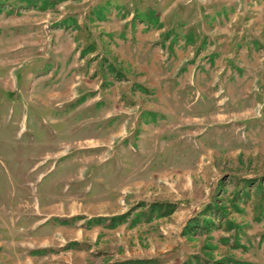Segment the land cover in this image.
Returning <instances> with one entry per match:
<instances>
[{
	"label": "rangeland",
	"instance_id": "374dc122",
	"mask_svg": "<svg viewBox=\"0 0 264 264\" xmlns=\"http://www.w3.org/2000/svg\"><path fill=\"white\" fill-rule=\"evenodd\" d=\"M32 1L38 6L0 0V264L57 262L76 241L71 251L91 257L78 264H105L88 251L112 234L89 227L90 219L127 212L131 219L149 211L138 205L180 203L186 194L228 207L237 195L264 196V0H135L130 7L153 10L180 37L207 25L199 95L184 84L185 65L154 60L152 76L121 72V35L89 17L110 2L109 19H119L127 0H67L46 11ZM77 15L83 24L75 32ZM100 37L112 55L82 57ZM127 59L151 63L143 54ZM143 85L155 86L153 94Z\"/></svg>",
	"mask_w": 264,
	"mask_h": 264
},
{
	"label": "crops",
	"instance_id": "0c3cea01",
	"mask_svg": "<svg viewBox=\"0 0 264 264\" xmlns=\"http://www.w3.org/2000/svg\"><path fill=\"white\" fill-rule=\"evenodd\" d=\"M127 2H129V5L120 7L125 16L119 19L117 17L109 19L107 13L110 12V2L105 5H97L92 9L93 17H89V21L92 22L91 25L113 23L112 25L109 24L111 26L107 27L106 32L109 35H121V38L117 41L118 48H123L122 50L127 53L124 57L122 56L127 64L124 62L122 70L120 69L121 72L130 77L139 74V69H143L145 76H152L151 64L154 60L156 62L160 60L161 64L166 63V61L168 64L175 63V70L185 65L184 68L187 70L184 75L185 86L192 85L193 87H190V90L196 89V95L201 94L199 62L203 58L207 46L205 41L209 33L207 25L204 24L203 29L199 26L192 27L186 36L180 37L177 28L172 24L167 25L164 22L162 28H153L148 21L139 23L136 16L143 12L138 11V9L133 11L130 8L133 5L136 6L138 2L135 0H127ZM87 13L88 10L83 14L84 19L87 18ZM71 21L76 26L75 32L82 29L83 19H81V16L77 15ZM202 30L204 35L200 34ZM167 34L169 35L166 36ZM113 40L116 39L113 38ZM93 41L95 43L91 41L90 45L94 46L95 50L87 56H94L96 51H103L106 58L112 55L109 47L103 45L104 37L95 38ZM142 54L145 55L146 61L151 60L150 64L146 62L143 65H135V61L127 59L128 56H131L135 60L138 57L141 58ZM82 57H86V55ZM210 58L209 67L215 69L217 65L216 55H210ZM114 60L118 61L116 58ZM114 60H111V63L117 69ZM155 66L157 67V65ZM136 67L137 69H135ZM218 74L219 70L212 74L216 81L219 78ZM151 81L153 80L151 79L149 83ZM143 86L148 91L147 94H153L152 89L155 86ZM149 116L153 117L151 114ZM200 200L190 194L183 195L179 209L168 218H154L152 221L141 219V221L136 222L138 215L134 216L132 214L133 218L129 219L126 224L119 225L116 228H109L108 223L100 225L111 231L113 241L105 245L91 244L88 252H97V255H101L105 264H128L129 261L133 262L132 264H138L135 261L151 260L156 261L157 264H185L187 261L189 264H216V261L227 258L241 263L264 264V196L258 195L257 190L255 194L247 196V198L240 195L235 197V200L231 203V208L234 205V210L232 209L231 218L229 216L228 220L233 221L239 227L238 229L227 230V224L218 216V219L213 221L217 227L221 226L220 228H216L211 232L199 230L198 234L195 235H183L184 227L188 221L199 214L208 203V201ZM235 206L238 207V210L235 209ZM146 210H148L147 207L138 211L147 212ZM207 218L212 219V215L208 214ZM133 221L134 225L131 226ZM224 239L225 241H222ZM74 243L80 244L77 241ZM238 244H240L239 247L236 246ZM206 245H210L215 250H205L204 246ZM72 249L74 247L61 252L60 257L56 259L57 262L50 263L46 261V263L78 264L75 261L79 260L78 257L83 262L91 258L86 252L79 254V252L71 251ZM196 255L200 258H194ZM43 264H45V261Z\"/></svg>",
	"mask_w": 264,
	"mask_h": 264
},
{
	"label": "trees",
	"instance_id": "16d2710c",
	"mask_svg": "<svg viewBox=\"0 0 264 264\" xmlns=\"http://www.w3.org/2000/svg\"><path fill=\"white\" fill-rule=\"evenodd\" d=\"M29 1V5L33 6V7H37L38 3H33L32 0H28ZM66 0H55L53 2H51L50 0H40V4H41V10L46 11V10H50L56 7V5H58L61 2H64ZM100 20H102V18L98 17ZM136 19H141L142 21H148L152 26L155 27H159L162 28L163 25H161V23L159 22V19L155 18V12L153 10H148L145 13L139 14L136 16ZM64 26V25H63ZM169 34H167L166 36H168ZM95 48L94 46L90 45L89 47L86 48L85 51H83L82 56H85L87 54H89L90 52L94 51ZM143 88V87H142ZM144 90V92H148L146 91V89H141V91ZM86 101V96L82 97L80 99V102H84ZM148 208V212L147 213H139L138 217H137V221L139 220L141 221V219H146L147 221H152L154 218L156 219H163V218H168L170 216H172L180 207V203L178 202H155L152 203L150 205H146V204H141L138 205V208ZM206 208L201 211L199 214H197L195 217L191 218L188 223L186 224V226L184 227L183 230V235H195L198 234L199 230H206L207 232H211L212 230L216 229V228H220L221 226H216L213 219L207 218L208 214H218V216L221 217V220H223L227 226V230L230 229H234V228H239L237 225H235V223L231 220H228V215L231 213L232 209L234 210V205L231 208L224 205V206H219L216 202L213 204H209L207 206H205ZM138 208H133L131 211L132 213L135 212L136 210H138ZM238 207L235 206V209H237ZM131 216V212H127L125 214L122 215H115L109 218L106 217H98V218H93L88 220V226L91 227L93 225H104L107 224V226L109 228H116L119 225L122 224H126V222L130 219ZM146 217V218H145ZM136 220V219H135ZM61 224H68V221H61ZM135 222V223H136ZM134 225V221L133 223H131V226ZM211 240V239H210ZM222 241H225L222 240ZM74 246H78L77 243H70L65 249H70L73 248ZM237 247L240 246V244L236 245ZM205 250H215V248L211 247L210 245H206L204 246ZM46 251H38L34 254H42L45 253ZM194 258L199 259L200 256L196 255L194 256ZM138 264H157L156 261L151 260V261H135ZM128 264H132L133 262H127ZM249 264V263H241V262H237L234 259H222L219 261H216V264ZM185 264H189V262L187 261Z\"/></svg>",
	"mask_w": 264,
	"mask_h": 264
}]
</instances>
